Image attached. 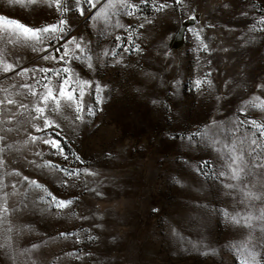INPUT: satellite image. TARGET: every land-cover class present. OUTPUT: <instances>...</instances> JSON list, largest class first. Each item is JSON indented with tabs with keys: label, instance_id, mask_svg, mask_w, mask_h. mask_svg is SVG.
I'll list each match as a JSON object with an SVG mask.
<instances>
[{
	"label": "rangeland",
	"instance_id": "obj_1",
	"mask_svg": "<svg viewBox=\"0 0 264 264\" xmlns=\"http://www.w3.org/2000/svg\"><path fill=\"white\" fill-rule=\"evenodd\" d=\"M49 2L0 0V15L33 28L66 20L64 40L48 52L62 54L76 37L84 52L75 49L81 59L70 67L91 86L82 120L63 102L53 114L64 160L31 140L43 133L24 87L39 69L64 64L42 59L22 37L9 42L0 28V209H8L0 210V264H241L251 259L247 249L264 255V220L243 219L264 208V195H244L264 194V136L252 123L264 125V109L253 107L264 100V0H166L159 11L153 5L165 0H113L99 16L109 0H93L96 8L80 0L83 15L76 0H62L63 13ZM4 62L18 67L5 73ZM23 68L35 78L18 75ZM233 141L243 151L234 165L244 168L241 181L230 178L223 149ZM28 181L73 204L58 209Z\"/></svg>",
	"mask_w": 264,
	"mask_h": 264
},
{
	"label": "snow or ice",
	"instance_id": "obj_2",
	"mask_svg": "<svg viewBox=\"0 0 264 264\" xmlns=\"http://www.w3.org/2000/svg\"><path fill=\"white\" fill-rule=\"evenodd\" d=\"M10 2H14V0H10ZM84 2L87 3L91 8H96V4L93 2V0H84ZM146 2L147 0H141V3H146ZM175 3L179 5L182 3V0H175ZM76 4H77V9L80 11V14L83 15L84 9L79 6L80 0H76ZM48 6L49 7L55 6L56 10L61 11L62 13L69 10L68 6L65 3H62V0H51ZM115 6L116 4L113 2V0H109V3L100 9V11L97 13V16L103 15L108 8H114ZM153 6L156 8L157 11L169 7L166 0L165 3L159 4V6H157L156 4H154ZM128 7L135 9L137 11L139 10V7L137 5H128ZM132 14H133L132 11L128 12V15H132ZM192 19H195V17H192ZM261 22L264 23V19H262ZM66 23H67L66 20L61 19L57 24H50L40 28H33L23 23H20L17 20L10 19L0 15V28L3 29V32L9 39V42H14L16 39H20L22 37L25 41L31 43V47L33 51H40L42 53H46L45 55H42L41 57L42 59L52 60L55 62H63L64 64V66L59 69L57 68L39 69L40 79L35 80V84L24 85V87L28 88L30 94L33 97H36L37 102L34 104L33 110L35 112V115L33 116V120L37 121V123L34 124V127L37 132L43 133V135L40 136H31V140L33 142L42 141L44 144L50 145V147L53 150H55V154L60 155L61 157H63L64 160H67L68 156L65 153L64 143L62 140V130L60 129V124H58L56 120L53 118V114L61 110L62 102H63L64 106L74 108L76 112L77 120H82L83 119L82 114L85 111V105L83 103L85 88L91 86L90 82L81 81L77 76V74L72 72L70 67L73 60L81 59V55H78L75 49H79L81 54L84 52V49L81 47V44L77 42L76 37H72L63 44L64 50L62 54H61V49L59 47H55L53 52L51 53L48 52V48L53 47L51 41L56 40L57 43H59V41L64 40L65 28L63 26ZM194 35H196L197 38H199L198 32H194ZM45 41L48 42V47H43ZM70 45H74V48H71ZM204 47L206 48L207 45H204ZM88 60H89V67H91L92 66L90 62L91 57H88ZM16 67H18V65L4 62L2 71L5 73L11 72ZM29 72H31L33 74V78H35L36 76L35 69L23 68L22 72L17 74L23 75ZM48 73H51L52 75L49 76ZM53 77L56 78L55 82L53 80ZM209 83L211 82L209 81ZM200 84H201L200 81L196 82L197 87H199ZM37 85L39 86L40 89L39 91H37ZM101 90H102L101 86L97 84L96 85L97 94H99ZM97 101L99 102V95H97ZM8 103L13 104L15 103V101L8 100ZM21 107H27V106L21 105ZM253 107L264 109V100H260L259 97H255L253 101ZM88 114L94 115L92 109H88ZM252 123L256 125L257 128L261 129V135L264 136V125H257L255 120H253ZM3 139L4 137L0 136V140ZM212 142L214 145L219 143V141L215 137H213ZM251 144L260 147V145H258L257 140L255 139L251 141ZM223 149H227L229 153V159L231 160V163L228 165V167L231 169L230 178L236 181H241L244 168L239 166L234 167V165H238V162H243L242 149L238 150L236 141H233L231 144L225 143L223 145ZM223 149H218V150L222 151ZM0 151H2V149H0ZM251 151L255 152L256 149L252 148ZM37 155H42V154L37 153ZM73 156H75V159L77 161L83 163V161L80 160V157L76 156L75 153H73ZM256 159L257 160L260 159L258 154L256 156ZM0 163H3V161L0 160ZM204 163L206 164L207 162ZM45 165L50 168H54V169H58L59 171H62L69 178L79 176V172H80L79 169L70 170L68 168H61L58 165L52 164L50 161H45ZM255 167H261V165L256 164ZM83 171L85 173H88L89 170L84 169ZM17 175H19V173H17ZM219 175L224 176L226 174L224 172H221ZM24 180H28V177H24ZM28 182L30 185L40 188L44 192V196L41 197L42 200H44L46 197H50L51 199L49 203L55 205V207H57L58 209L68 208L73 204L72 200H63L57 198L50 191H48L46 187L38 184L36 181H28ZM64 183L67 184L68 181H64ZM225 187L234 188L237 187V185L226 184ZM244 195L252 199H261L262 195L264 194L257 195L252 192H245ZM0 210L4 212L8 211L6 206ZM225 215L228 214L225 213ZM243 219L245 221V224L249 226L252 219L264 220V208L260 209V214L258 216L253 217L252 214L249 213ZM232 220L235 223L240 222L237 216H233ZM61 235L67 236L69 234L61 233ZM33 247L36 246L33 245ZM247 251L251 259L242 260L241 264H264V255H261L260 252L253 251L251 249H247Z\"/></svg>",
	"mask_w": 264,
	"mask_h": 264
}]
</instances>
